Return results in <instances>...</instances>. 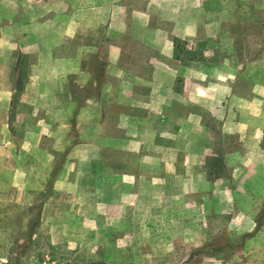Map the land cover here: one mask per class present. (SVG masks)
Masks as SVG:
<instances>
[{
  "label": "rangeland",
  "instance_id": "374dc122",
  "mask_svg": "<svg viewBox=\"0 0 264 264\" xmlns=\"http://www.w3.org/2000/svg\"><path fill=\"white\" fill-rule=\"evenodd\" d=\"M33 4L0 2V85L12 93L0 143V264H264V155L236 158L246 146L223 132L221 113L236 92L246 99L254 82L264 85V0L230 2L209 44L203 34L175 42L181 66L195 63L191 81L176 83L184 106L171 108L162 139L143 136L132 152L107 131L77 127L71 106L62 129L42 122L37 53L57 44L64 56L74 39L57 12L29 16ZM36 4L37 15L49 8ZM188 95L196 128H172ZM95 137L98 149L82 146Z\"/></svg>",
  "mask_w": 264,
  "mask_h": 264
},
{
  "label": "crops",
  "instance_id": "0c3cea01",
  "mask_svg": "<svg viewBox=\"0 0 264 264\" xmlns=\"http://www.w3.org/2000/svg\"><path fill=\"white\" fill-rule=\"evenodd\" d=\"M235 1L27 0L34 3L27 7L29 16L51 18L57 12L65 19L64 29L73 26L70 36L73 34L74 41L63 42L69 50L64 56L57 52V44H46L43 55L37 53L33 100L49 114L42 122L49 123L50 130L62 129L71 123L65 111L71 106L77 127L107 131L102 136L125 152L133 151L126 149L129 145H145L143 136L162 139L168 128L167 114L172 107L184 106V92L176 89L177 80L191 81L190 73L195 70L193 62L181 66L175 56V42H199L203 34L209 44L216 32H222L218 19L227 16L228 4ZM36 3L49 8L37 15ZM38 47L34 53L41 51ZM11 94L10 86L0 85V143L6 96L9 100ZM189 98L187 109H183L186 116L172 122V128H196ZM233 99L230 106H221L222 130L226 135L234 134L239 147L246 146L236 158L254 162L258 155H264V85L254 82L249 97L236 92ZM245 131H250L251 139L246 144L242 140ZM98 137L82 146L98 149Z\"/></svg>",
  "mask_w": 264,
  "mask_h": 264
},
{
  "label": "trees",
  "instance_id": "16d2710c",
  "mask_svg": "<svg viewBox=\"0 0 264 264\" xmlns=\"http://www.w3.org/2000/svg\"><path fill=\"white\" fill-rule=\"evenodd\" d=\"M17 83H19V82L17 81Z\"/></svg>",
  "mask_w": 264,
  "mask_h": 264
}]
</instances>
